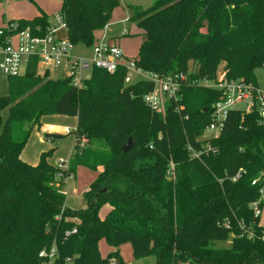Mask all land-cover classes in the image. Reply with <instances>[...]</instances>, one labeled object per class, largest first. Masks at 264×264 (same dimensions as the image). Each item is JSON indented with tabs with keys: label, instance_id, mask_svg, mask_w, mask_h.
Returning a JSON list of instances; mask_svg holds the SVG:
<instances>
[{
	"label": "trees",
	"instance_id": "trees-1",
	"mask_svg": "<svg viewBox=\"0 0 264 264\" xmlns=\"http://www.w3.org/2000/svg\"><path fill=\"white\" fill-rule=\"evenodd\" d=\"M62 1L67 40L91 48L120 6V0ZM129 9L144 36L132 58L137 68L160 77L183 73L197 83L184 87L163 117L143 100L153 83L126 85L123 65L113 73L94 68L80 88L49 71L39 75L36 58L22 76L8 78V95L0 97V264H43L39 254L52 246L53 264L112 258L123 264L118 251L101 255L102 240L111 248L130 244L135 260L153 257L155 264H177L178 255L195 264H264V226L251 207L259 200L264 207V119L257 109H234L216 137L202 138L224 97L203 82L216 83L223 66L225 80L258 88L264 0H155ZM8 26L35 36L50 29L44 14ZM48 116L77 118L75 145L62 167L50 163L54 149L37 165L20 158ZM64 137L45 135L54 143ZM130 138L135 146L124 153ZM79 167L100 172L85 193L87 207L72 210L66 181ZM104 206L110 211L101 218Z\"/></svg>",
	"mask_w": 264,
	"mask_h": 264
},
{
	"label": "built area",
	"instance_id": "built-area-1",
	"mask_svg": "<svg viewBox=\"0 0 264 264\" xmlns=\"http://www.w3.org/2000/svg\"><path fill=\"white\" fill-rule=\"evenodd\" d=\"M55 19L57 25L65 28L60 15H57ZM57 29L58 26L55 25L44 36H35L29 29L17 31L15 26L0 29V72L3 77L8 79L22 76L28 61L31 58H36L38 66L41 65L47 71L62 70L63 77L69 79L74 87L80 88L90 77L94 68L113 73L119 66L123 65L126 69L124 79L126 85L131 84L134 74L141 75L145 81L153 83L154 89L145 95L143 100L152 112L163 117L166 116L169 104L172 101L177 103L180 100L182 89L197 83L189 80L188 76L183 73L160 77L153 73L144 72L137 68L134 60L125 57L119 46L104 41L95 43L92 47L91 59H74L69 54L72 44L67 39L57 38L55 36ZM15 39H17V44H15ZM261 69L264 70V63ZM209 83L211 82L205 81L202 84L224 91V97L213 107L212 123L205 130V134L211 133L209 137H216L219 134L224 127L228 113L234 110L237 105H246V112L257 109L264 119V91L259 87L255 88L244 80L229 82L225 80L224 75L213 85H208ZM180 110L181 107L176 108V111ZM215 132H217L216 136L212 134ZM70 133L67 131V134ZM84 142L83 139L81 143ZM194 156H198V154H194ZM62 163L59 164L60 167H62ZM169 177L174 179V165H171ZM238 177L239 175L236 178ZM252 184L255 185L256 181ZM261 194L264 199V189L261 190ZM260 202L261 200L251 205L256 216H261L262 213ZM76 232V229L67 231L66 236ZM39 257L43 264H53L57 257L56 247L52 246L50 249L42 250ZM68 262L72 261L68 259Z\"/></svg>",
	"mask_w": 264,
	"mask_h": 264
},
{
	"label": "crops",
	"instance_id": "crops-1",
	"mask_svg": "<svg viewBox=\"0 0 264 264\" xmlns=\"http://www.w3.org/2000/svg\"><path fill=\"white\" fill-rule=\"evenodd\" d=\"M62 3H63L62 0H0V29L6 28L10 22H17L19 20H32L35 17L40 16L41 14H44L45 16H47L50 28H52L55 26L54 18L57 15H59L61 8H62ZM132 4H136V3L132 1ZM129 12L130 13L125 15L126 13L123 10V8H121V6L116 8L112 13L113 15H112L111 22L106 26L104 31L102 30L96 33V43L106 39L105 31H109L111 27L119 25L121 23L126 24L127 21H130L137 27V29L139 30L138 34L142 35V38H143L142 42H143L144 40L143 31L134 22L130 20L132 16L131 15L132 11L129 10ZM64 36L67 39L66 29H65ZM115 36L116 35L110 38L107 37L108 40L106 39L107 40L106 43L116 44L117 46H119L123 50L124 55L127 59L135 58L138 55L142 42L137 45L136 52H132L130 51V48L128 47V42L125 39H123V37H126L127 35L122 36V38L115 37ZM15 44H17V39H15ZM0 59H1V55H0ZM39 69L43 70V73H39ZM46 71L47 70L43 68L41 65L38 66L39 75L42 76ZM54 71H58V70L49 71L50 77ZM60 71H61V74H63V71L62 70ZM41 122H42V125H41L40 130L35 129L31 133L30 138L20 155V158L24 162L30 165H37L42 153L47 152L51 149H54V153H53L52 158L50 159V163H52L55 166H58L61 162L67 163L71 157L73 147L76 141L75 136L71 133L74 132L77 127V118L68 117V116H48V117H43ZM67 131L71 133L67 134ZM46 134H61V135H65V137L59 142L54 143L45 138ZM99 172H100V169L98 171H93L94 174L92 176L91 174H87L86 170H84L83 167H79V169L76 171L74 176H71L66 181V206L68 208L72 210H81L87 207L85 193L89 189V186L91 185V183L97 178ZM69 181H72L71 183L73 185L75 184V188L78 193L81 192L84 195V201L81 204H79V207L77 209H73L74 207L73 205H70L69 207L67 204V184ZM72 184H69L70 187ZM104 208H105V214L103 216L100 215L101 218H104L110 211L109 206H104ZM263 211H264V207L262 209V212ZM262 214L263 213H261V216H260V224L264 226V223L261 221ZM129 245L130 244H124L120 246L119 248L110 247V251L108 255L111 252L118 251L120 257L122 258V250L125 249L126 252H129V256L131 258V255L133 256V251H132V246L131 245L129 246ZM149 259L150 258L135 260L133 257V260L130 263L131 264H155V261L148 262ZM109 264H116V260L112 258V260L109 261ZM123 264H125V262ZM177 264H195V263L183 255H178Z\"/></svg>",
	"mask_w": 264,
	"mask_h": 264
},
{
	"label": "rangeland",
	"instance_id": "rangeland-1",
	"mask_svg": "<svg viewBox=\"0 0 264 264\" xmlns=\"http://www.w3.org/2000/svg\"><path fill=\"white\" fill-rule=\"evenodd\" d=\"M132 1H134L136 4H132ZM154 1L155 0H120V6L125 11V13H126L125 15H127L128 13H130L129 12V10H130L129 6H139L143 9H147V8L152 6ZM120 10H122V9H120ZM111 20H112V16H111ZM111 20H110V22H111ZM54 22H55L54 25L58 26V29L55 32V36L59 39H62V40L66 39L64 36L65 35L64 27H60L59 25H57L55 18H54ZM138 32H139V30L137 29V27L133 23H131L130 21H127L126 24L121 23L119 25L111 27V29L109 31H105V38L107 39V37L110 38V37H113L114 35H116L115 37L122 38V36L127 35L126 37H123V39H125L128 42V47L130 48V51L136 52L137 45L139 43H141L142 39H143L142 35L138 34ZM140 32H141V30H140ZM106 39H104L103 41L107 42L108 39L107 40ZM69 54L74 59H91L92 58L91 57L92 56V48L86 47L85 45H82V44H79L76 46H72ZM222 67L223 66L220 67V70L218 73V79H220L224 75L222 73ZM39 73H43V70L39 69ZM51 77H52V79L61 78L62 77L61 71L60 70L54 71L53 74L51 75ZM256 79H257L259 88L264 91V70L263 69L260 68L256 71ZM143 80H144L143 76L134 74L132 77V81H131L130 85L138 83V82L143 81ZM208 85H213V83H209ZM7 95H8L7 79L5 77H3V75L0 72V97H4ZM235 109L245 111L246 105H244V104L237 105L235 107ZM7 116H8V110L3 111L2 117L4 120L7 119ZM210 134L211 133L205 134L202 138H204V139L208 138ZM212 134L216 136L217 132L212 133ZM83 169L86 170L87 174H91L93 176V174H94L93 171L85 169V168H83ZM71 182L72 181H69L67 184V204L69 207H70V205H73L74 206L73 209H77L79 207V204H81L84 201V195L81 192L78 193L76 191L75 184L73 185ZM69 184H72L71 187ZM100 212H101L100 215L103 216L105 214V208L103 207ZM262 213L263 214L261 217V221L264 223V211ZM229 245H230V243H228L226 245L220 244L218 247H222V246L228 247ZM99 248H100L101 255L103 257H107L108 253L110 251V247L106 243L105 240H102L99 243ZM122 258H123L125 264H131L130 262H132V260H133V256L131 255V258H132L131 259L129 256V252H126L125 249L122 250ZM110 260H112V259H110ZM152 261H155V259L153 257H151L148 260V262H152Z\"/></svg>",
	"mask_w": 264,
	"mask_h": 264
},
{
	"label": "water",
	"instance_id": "water-1",
	"mask_svg": "<svg viewBox=\"0 0 264 264\" xmlns=\"http://www.w3.org/2000/svg\"><path fill=\"white\" fill-rule=\"evenodd\" d=\"M135 146V142L132 138H130L126 144L122 147V151L124 153H128L129 151H131Z\"/></svg>",
	"mask_w": 264,
	"mask_h": 264
}]
</instances>
